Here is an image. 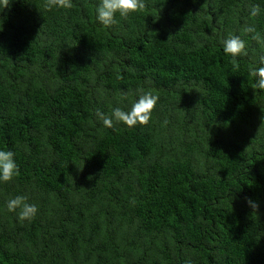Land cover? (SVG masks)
<instances>
[{
    "label": "trees",
    "instance_id": "16d2710c",
    "mask_svg": "<svg viewBox=\"0 0 264 264\" xmlns=\"http://www.w3.org/2000/svg\"><path fill=\"white\" fill-rule=\"evenodd\" d=\"M0 11V264H264V0H145L105 27L100 0ZM253 5L260 13L252 17ZM229 34L247 55L223 51ZM138 89L150 122L106 128ZM128 94L127 98H122ZM27 195L30 222L7 210ZM249 200L258 208L253 210Z\"/></svg>",
    "mask_w": 264,
    "mask_h": 264
},
{
    "label": "clouds",
    "instance_id": "9594fccd",
    "mask_svg": "<svg viewBox=\"0 0 264 264\" xmlns=\"http://www.w3.org/2000/svg\"><path fill=\"white\" fill-rule=\"evenodd\" d=\"M10 5V0H0V11ZM74 5L72 0H45V7L51 10L53 7L61 9H70ZM145 0H100L96 7V18L105 27H110L116 23L115 16L117 13L123 18H127L130 13L140 12L146 8ZM261 9L259 5H253L250 10L252 17L257 16ZM243 31L251 33L252 39L258 43L264 44V37L257 31L255 25L246 26ZM223 51L225 54L233 58L232 63L238 67L236 58L241 55H247L246 43L239 35L229 34L222 41ZM260 67H252L249 69V75L255 78L256 82L253 85L254 89L264 90V55L259 57ZM138 99H136L129 110H124L121 107L112 109L111 114H105L99 109L95 110V116L100 120L104 127L113 128L115 123H123L127 127L132 128L137 125L146 126L151 118L152 113L159 101V96L153 92H145L143 89H138ZM128 94H123L122 98H127ZM19 175V167L15 161V153L11 150H0V182H10ZM27 195H17L7 201V210L10 212L18 211V219L23 222L31 221L35 218L38 212V206L28 202ZM249 204L253 210L258 208V205L249 200ZM184 264H193L191 259L184 261Z\"/></svg>",
    "mask_w": 264,
    "mask_h": 264
}]
</instances>
